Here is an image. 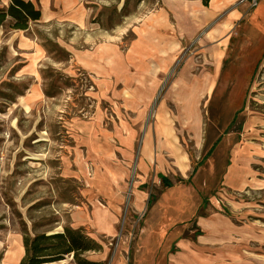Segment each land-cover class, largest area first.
Returning <instances> with one entry per match:
<instances>
[{"label":"rangeland","instance_id":"374dc122","mask_svg":"<svg viewBox=\"0 0 264 264\" xmlns=\"http://www.w3.org/2000/svg\"><path fill=\"white\" fill-rule=\"evenodd\" d=\"M27 1L40 10L39 20L23 30L12 27L10 16L0 24V258L8 247H22L24 229L30 235L33 229L63 231L69 211L87 205V179H105L103 161L78 146L69 122L88 119L96 109L103 113L102 131H113L116 116L122 125L130 122L126 50L149 23H159L149 17L162 6V0ZM208 1L202 0L212 11L207 28L224 21L222 62L213 68L197 55L201 31L182 40L169 73L191 81V88L174 91L182 97L198 92L199 118L175 120L176 131H158L159 149L146 174L156 196L151 207L120 216L115 238L82 228L102 246L87 254L92 260L264 264V28L252 22L261 6ZM10 2L0 0V8ZM169 28L174 23L163 30ZM190 71L212 74L209 85L189 79ZM167 91H155L147 113ZM106 143L103 151L113 156L108 138ZM158 173L174 185H160ZM128 176H136L132 165ZM174 227L183 229L187 242L159 245L163 231Z\"/></svg>","mask_w":264,"mask_h":264},{"label":"crops","instance_id":"0c3cea01","mask_svg":"<svg viewBox=\"0 0 264 264\" xmlns=\"http://www.w3.org/2000/svg\"><path fill=\"white\" fill-rule=\"evenodd\" d=\"M208 3L211 5L210 0ZM259 5L260 12L263 11L264 0H259L253 10ZM209 10L210 8L203 5L202 0H162L161 8L149 17V21L158 18L159 23H155V20L154 24L149 23L147 30L137 34L132 40L125 55L127 83L123 89L126 92L128 103L125 107L130 122L126 120V125H122V120L116 116L113 131H102L101 122L104 117L102 111L97 109L88 119L76 118L69 122L72 130L70 133L75 136L78 146L85 145L88 152L95 154L94 158L103 161L102 167L106 173L101 177L105 179H101L100 182L95 175L87 179V205H78L69 211L70 227L75 229L90 227L96 235L115 238L120 216L127 215L129 211L137 213L145 205L151 207L154 204L156 196L148 190L150 183L146 180V174L150 163L155 161L152 159L153 153L159 149L158 131H176L175 120L199 118L198 92H191L182 97L174 91L181 86L191 88L192 85H189L191 81L189 84L185 83V78L181 77L182 69L180 73H173L169 77L175 58L182 51V40L192 39L196 33L202 31L197 41L199 46L197 50L201 53L197 55L204 59L206 57L205 64L213 68L218 69L225 54L224 40L220 36L224 21L207 28L212 20L210 17L212 11ZM171 22L174 23V28L169 29L173 31L165 32L163 27H169ZM216 26H220L221 29ZM213 76L216 77L215 74ZM188 78L200 79L203 88H206L212 79V74L205 73L200 77L199 74L190 71ZM165 86L168 87V93L161 97L150 114L147 113L146 109L151 106L155 91ZM183 104L193 105V108L189 107L187 111L185 107L182 108ZM139 131L142 135L140 141H138ZM107 138L111 141L110 149L113 151V156L103 151L104 147L109 146L106 143ZM108 160L110 162H107ZM130 165L134 166L136 173V176L131 178L128 176ZM108 169H111L112 174ZM157 175L160 185L168 189L174 185L166 175L161 173ZM151 184H157L156 180L151 181ZM167 197L168 193L164 192L162 198ZM205 203L206 198H201L200 206H204ZM200 206L198 205L196 210ZM213 229L209 232L216 231V228ZM182 232L181 227L166 229L157 243L183 246L187 238L182 236ZM23 255V246L8 247L3 251L0 264H19ZM43 264L71 263L67 258V260Z\"/></svg>","mask_w":264,"mask_h":264},{"label":"trees","instance_id":"16d2710c","mask_svg":"<svg viewBox=\"0 0 264 264\" xmlns=\"http://www.w3.org/2000/svg\"><path fill=\"white\" fill-rule=\"evenodd\" d=\"M40 15V10L31 1L11 0L7 9L0 8V24L10 16L13 19L12 27L23 30L28 27L29 21L39 20ZM21 242L24 255L19 264L57 262L67 255L72 256L75 264H105L88 258L89 252H98L101 246L87 237L81 228L65 226L63 231L51 234L33 229V235L24 229Z\"/></svg>","mask_w":264,"mask_h":264},{"label":"bare ground","instance_id":"6f19581e","mask_svg":"<svg viewBox=\"0 0 264 264\" xmlns=\"http://www.w3.org/2000/svg\"><path fill=\"white\" fill-rule=\"evenodd\" d=\"M261 17H262V11L259 12L255 17L252 18V22L257 26L264 28V18L261 19ZM253 225L259 226V224H257V223H254Z\"/></svg>","mask_w":264,"mask_h":264},{"label":"built area","instance_id":"2783aa9c","mask_svg":"<svg viewBox=\"0 0 264 264\" xmlns=\"http://www.w3.org/2000/svg\"><path fill=\"white\" fill-rule=\"evenodd\" d=\"M259 0H239L240 3H247L251 8L257 6Z\"/></svg>","mask_w":264,"mask_h":264}]
</instances>
